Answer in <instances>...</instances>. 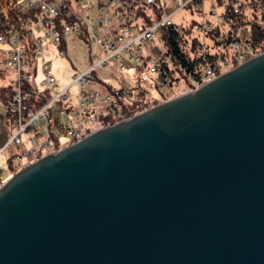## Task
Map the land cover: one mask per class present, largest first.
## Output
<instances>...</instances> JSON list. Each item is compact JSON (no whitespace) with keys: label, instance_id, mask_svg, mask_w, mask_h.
Returning a JSON list of instances; mask_svg holds the SVG:
<instances>
[{"label":"water","instance_id":"obj_1","mask_svg":"<svg viewBox=\"0 0 264 264\" xmlns=\"http://www.w3.org/2000/svg\"><path fill=\"white\" fill-rule=\"evenodd\" d=\"M0 264H264V51L8 177Z\"/></svg>","mask_w":264,"mask_h":264},{"label":"built area","instance_id":"obj_2","mask_svg":"<svg viewBox=\"0 0 264 264\" xmlns=\"http://www.w3.org/2000/svg\"><path fill=\"white\" fill-rule=\"evenodd\" d=\"M177 2L178 7L194 5L200 15L195 29L204 33L214 26L219 28L215 35L219 42L216 58L208 71L216 74L211 77L231 68L233 61L240 63L254 55L240 37V24L230 28L223 24L228 13L245 12L247 0H210L208 11L204 0ZM160 4L158 0L159 18L142 26L135 17L137 0H29V7L17 3L16 10L24 16L15 23L5 20L0 33V76L4 68L12 71L8 82L3 84L9 86L10 100L7 104L0 101L6 107L10 129L0 143V153L6 148L10 151L7 164L0 165V184L12 168L23 167L26 161L31 162L84 137L85 130H91L84 122H98L100 114L126 118L123 104L136 97L134 89L110 87L107 92L100 93L98 89L87 88L86 84L99 80L96 73L121 55L129 56L132 65L145 63L150 72L162 70L166 60L164 52L161 50L152 57L151 47L147 46L152 39L159 38L162 27L173 21V11L165 14L164 1ZM92 9L94 16L90 14ZM112 15L116 17L115 26ZM69 33L86 36L84 42L90 57L89 66L76 71L72 79L71 84L77 87L75 105L69 93L71 84L55 89L57 81L49 66L50 60L45 56L50 46L57 55L66 56L65 42ZM227 39L228 53L224 51ZM205 45L200 39L196 48L203 51ZM163 84L169 86L168 77L163 78ZM54 101H58V113L62 117L58 123L52 117Z\"/></svg>","mask_w":264,"mask_h":264},{"label":"trees","instance_id":"obj_3","mask_svg":"<svg viewBox=\"0 0 264 264\" xmlns=\"http://www.w3.org/2000/svg\"><path fill=\"white\" fill-rule=\"evenodd\" d=\"M15 1L0 0V33L4 29L3 23L5 20L15 23L24 16L16 10ZM217 1L221 2L223 0ZM155 2H158V0H137L135 17L142 26L149 25L159 18ZM247 2L248 9L245 12L240 15L228 13L223 24L228 28L237 23L240 24L239 34L243 43L250 47L252 54H256L264 51V0H247ZM187 7L191 10L194 5ZM196 22L197 18L183 19L179 22L173 20L170 25L162 27L159 39L166 60L163 62L162 70L154 81L157 93L152 94L141 85L135 87L136 97L123 104L124 117H129L173 95H177L178 92L194 89L216 74L208 73V71L211 63L216 58V49L219 42L216 40L215 35L219 32V28L214 26L204 32L203 35L207 38V42L205 50L200 51L196 48V43L201 39L202 33L195 29ZM79 36L84 40L86 38L84 34ZM228 45L229 39L224 43L226 53H228ZM237 64L238 61H233L230 67ZM165 77L169 79L168 87L163 84V78ZM10 97L9 86L0 83V101L7 104ZM97 119L98 127H101L112 124L122 119V117L100 114ZM90 131V129L85 130V134ZM15 169V167L12 168L11 173Z\"/></svg>","mask_w":264,"mask_h":264},{"label":"rangeland","instance_id":"obj_4","mask_svg":"<svg viewBox=\"0 0 264 264\" xmlns=\"http://www.w3.org/2000/svg\"><path fill=\"white\" fill-rule=\"evenodd\" d=\"M163 1H164V6H163L164 13L169 14L173 11L172 20H174L175 22H179L183 19L188 20L190 18H197V19L200 18V15H198L197 11L194 8L190 10L188 7H178L177 0H160V3L162 4ZM155 3L156 5H158V2H155ZM204 6H205V9L208 11L211 7L210 0H204ZM90 14L91 16H94L95 10L94 9L90 10ZM206 17L208 18V15ZM112 18H113V26H115L116 17L112 15ZM199 32L202 33L201 40H203V42L206 43L207 38L204 37L203 35L204 33L202 31H199ZM161 45H162L161 41L158 37L152 39L149 42V44H147L148 47H151L152 57H155L159 54V52L161 51ZM65 51H66V56L60 55L56 57L55 49L50 46L48 52L45 54L46 58L51 59L49 66L57 81V85L55 87L56 90L68 84H71L75 72L83 70L84 68L88 67L90 64L89 50L87 48V44L83 41L81 37H79V35H76V34L74 35L72 33L68 34L67 47ZM121 57H123V55H121ZM119 59L118 60L114 59L111 62L110 67L104 66L102 69H100L98 71L99 77L105 79L106 81H108L110 84L114 86H123L125 88L135 89V87H138V85H141L142 87L150 91L152 94L157 93L154 81L156 77L158 76L159 72H150V71L144 70L140 72L139 74L140 76L137 77L136 71L134 69H129L125 71L123 70L121 71V74L123 75V77L121 79H118L117 74H119V72L113 70L112 68H114L115 66L119 67L118 65L120 62ZM134 66H137V65H134ZM11 72L12 71L7 68H4L2 70V75L0 76L1 84H6L8 82L9 80L8 76L11 75ZM86 85H87V88H90V89H95L99 87V85L96 84L95 81L93 80H91ZM183 92L185 91L178 92L177 95ZM69 93L71 95V102L75 105L76 97H77V87L75 84L70 85ZM52 107H53L52 117L58 123L62 119V117L58 113V108H59L58 101H54L52 103ZM5 111H6L5 105L0 103V143L10 133ZM84 125L89 126L91 128V131L98 128V122L96 120H88L84 122ZM9 154H10V151L8 148H6L2 153H0V165L7 164L6 158ZM28 163H30V161L29 162L26 161L24 166ZM20 168L22 167H18L17 169H15V171H13V173H10L9 175H6V176L3 175L4 176L2 177L3 181H5L8 177H10Z\"/></svg>","mask_w":264,"mask_h":264},{"label":"crops","instance_id":"obj_5","mask_svg":"<svg viewBox=\"0 0 264 264\" xmlns=\"http://www.w3.org/2000/svg\"><path fill=\"white\" fill-rule=\"evenodd\" d=\"M75 35V34H74ZM68 37V36H67ZM80 37V36H79ZM82 38V37H81ZM83 39V38H82ZM84 41V39H83ZM67 47V38H66V42H65V48ZM54 48V47H53ZM48 52V51H47ZM57 55L56 53V50H55V56ZM59 55H57L56 57H58ZM120 58V59H119ZM118 59L120 60L119 62V67L115 66L114 68H112L113 70L119 72V74H117V77L118 79H121L123 77V75L121 74V71H125V70H129V69H134L136 71V76L139 77L140 75V72L144 71V70H147L146 69V64L143 63L141 64L140 66H134L132 65V60L129 56H126V55H123V57H119ZM48 60H51L50 58H47ZM122 65H124V67H122ZM107 67H110V66H107ZM148 71V70H147ZM97 76H99L98 72L96 73ZM158 77V76H157ZM156 77V79H157ZM95 81L96 84L99 85V87L95 88V89H98L100 91V93H105L107 92V90L110 88V87H123V86H114L112 84H110L108 81H106L105 79L103 78H100L99 77V80H93ZM125 88V87H124ZM136 92V91H134ZM53 114V113H52ZM57 123V122H56ZM4 140V139H3ZM3 141H1L2 143Z\"/></svg>","mask_w":264,"mask_h":264},{"label":"bare ground","instance_id":"obj_6","mask_svg":"<svg viewBox=\"0 0 264 264\" xmlns=\"http://www.w3.org/2000/svg\"><path fill=\"white\" fill-rule=\"evenodd\" d=\"M20 2H21V7H29V0H16L14 3L15 7H17V3H20Z\"/></svg>","mask_w":264,"mask_h":264}]
</instances>
